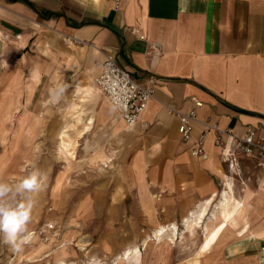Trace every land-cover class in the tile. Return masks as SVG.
<instances>
[{"label": "crops", "instance_id": "obj_1", "mask_svg": "<svg viewBox=\"0 0 264 264\" xmlns=\"http://www.w3.org/2000/svg\"><path fill=\"white\" fill-rule=\"evenodd\" d=\"M62 35L88 46H68ZM105 55L153 89L132 127L103 93L79 99L77 89L95 83ZM58 85L73 87L77 100L67 108L74 103L80 139L105 137L96 143L94 159L109 163L112 198L126 201L127 215L136 207L152 217L154 230L178 226L206 199L215 196V203L244 158L232 154L237 159L229 167L212 132L203 155H191L206 124L238 135L253 127L255 142L264 146V0H0V105L9 91L13 106L30 109L39 87L52 104L49 90ZM196 103L197 121L185 142L178 112L194 110ZM263 239L252 238L240 251L242 264H264Z\"/></svg>", "mask_w": 264, "mask_h": 264}, {"label": "rangeland", "instance_id": "obj_2", "mask_svg": "<svg viewBox=\"0 0 264 264\" xmlns=\"http://www.w3.org/2000/svg\"><path fill=\"white\" fill-rule=\"evenodd\" d=\"M62 40L68 46H88L65 35ZM38 74L36 67L31 79ZM71 86L52 104H47L46 88L39 87L30 109L25 103L13 106L9 91L3 97L0 180L14 184L38 168L46 187L36 196L22 250L0 244V264H116L115 258L128 247H137L136 253L119 264H242L238 256L254 238L250 231L264 226V192L259 190L264 184V160L243 158L231 175L234 195L245 201L242 215L233 223L220 226L213 221L218 232L210 238L204 224L190 233L181 221L172 239L167 233L156 240L152 217L141 215L136 207L127 215L126 201L112 198L109 163L94 159L95 145L105 137L94 133L80 139L77 135L74 103L67 108L68 102L77 100ZM22 90L29 97L25 79ZM84 103V111L89 110V100ZM213 209L214 205L209 212ZM238 222L241 226L236 230L232 224ZM145 239L149 240L146 247ZM260 250L264 251V244Z\"/></svg>", "mask_w": 264, "mask_h": 264}, {"label": "built area", "instance_id": "obj_3", "mask_svg": "<svg viewBox=\"0 0 264 264\" xmlns=\"http://www.w3.org/2000/svg\"><path fill=\"white\" fill-rule=\"evenodd\" d=\"M96 82L127 127H132L139 122L154 93L150 86L145 87L138 84L127 71L107 55L104 56ZM200 106L201 103H196L194 110L185 113L178 112V134L185 142L191 139L193 127L197 121L196 108ZM210 132L214 135V145L221 149L229 167L233 166L237 159L234 157L236 155H241L247 159L264 160V146L255 142V129L253 127H246L245 131L238 135L228 128L218 127L217 124H206L205 129L191 149V155H203L204 143Z\"/></svg>", "mask_w": 264, "mask_h": 264}, {"label": "clouds", "instance_id": "obj_4", "mask_svg": "<svg viewBox=\"0 0 264 264\" xmlns=\"http://www.w3.org/2000/svg\"><path fill=\"white\" fill-rule=\"evenodd\" d=\"M67 85L49 90L50 98L59 101ZM46 187L43 173L37 168L12 184L0 180V244L13 251L22 250L29 233L28 225L36 206V196Z\"/></svg>", "mask_w": 264, "mask_h": 264}, {"label": "bare ground", "instance_id": "obj_5", "mask_svg": "<svg viewBox=\"0 0 264 264\" xmlns=\"http://www.w3.org/2000/svg\"><path fill=\"white\" fill-rule=\"evenodd\" d=\"M77 91L82 94L79 97L83 100L85 97L95 96L94 94H101L100 88L94 83V81H90V84L84 88H78ZM88 121V120H87ZM225 179H228L227 176ZM259 190L264 192V184H260ZM214 197L210 199H206L199 210L197 212H190L188 213L181 221L182 225L185 227L186 231L193 233V230L200 225H205V230L208 233V237L212 238L216 232H218L217 224L214 225L213 221H218V224L221 226L224 223H233L236 216L239 215V212L242 210L244 206V199L243 196L236 197L234 195L233 189L231 187L230 182L227 180L225 181V187L221 191L218 202L214 205V209L212 213L209 215V210L213 206ZM203 225V226H204ZM227 225V224H224ZM202 226V227H203ZM178 226L171 223L168 225L158 226L154 231V238L157 240L161 239L167 233H170L169 238L172 239L171 235L174 236L177 231ZM221 228V227H220ZM248 228V226L246 227ZM245 229V228H244ZM185 231V232H186ZM251 235L255 239L264 238V228L257 227L255 230L250 231ZM149 240L145 239L143 241V246L146 247ZM137 247H128L122 251L115 258L116 264L124 263V260H127L133 254L136 253ZM62 264V263H60ZM90 264H102L100 262H91Z\"/></svg>", "mask_w": 264, "mask_h": 264}]
</instances>
